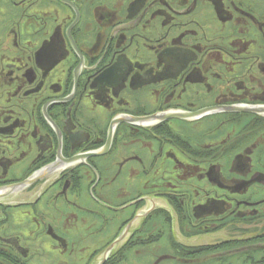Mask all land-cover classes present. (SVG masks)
I'll list each match as a JSON object with an SVG mask.
<instances>
[{
	"label": "flooded vegetation",
	"instance_id": "1",
	"mask_svg": "<svg viewBox=\"0 0 264 264\" xmlns=\"http://www.w3.org/2000/svg\"><path fill=\"white\" fill-rule=\"evenodd\" d=\"M231 1L218 28L216 0H0V190L51 178L25 185L27 206L0 203V264H103L120 234L105 264H202L244 246L241 264H264V124L232 110L264 105V14ZM167 204L192 218L180 231L213 239L207 257L176 254L189 243L165 216L146 222ZM53 224L67 241L48 249Z\"/></svg>",
	"mask_w": 264,
	"mask_h": 264
},
{
	"label": "rangeland",
	"instance_id": "2",
	"mask_svg": "<svg viewBox=\"0 0 264 264\" xmlns=\"http://www.w3.org/2000/svg\"><path fill=\"white\" fill-rule=\"evenodd\" d=\"M202 3V2H201ZM205 4V3H204ZM237 4V3H236ZM259 4H260V8L262 9V12H263V14H264V0H259ZM206 5V4H205ZM226 5H232V7H234V2L233 1H231V0H219V1H217L216 0V2H215V4H214V10L216 11H219L220 13H221V18H215V17H211L210 18V22L212 23V22H216V23H212L213 25H215L216 27H218V28H221V26L218 24L220 21H223V20H225V21H228V13L226 12V10H225V6ZM207 6V5H206ZM208 7V6H207ZM210 14L211 13H209L207 10H204L203 9V7L201 6V5H199L198 6V12H196L195 13V17H197L199 20L200 19H204V18H206V17H208V16H210ZM187 15H189V14H187ZM187 15H185V16H187ZM201 21V20H200ZM209 24V23H208ZM221 24V23H220ZM205 28H206V26L204 25V27H203V29L205 30ZM221 48V47H220ZM218 49V48H217ZM247 113H251L253 116V118H255V117H257V119L258 118H260V119H263L264 120V116L263 115H261V114H259V113H257V112H253V111H247ZM248 115V114H247ZM249 116V115H248ZM168 117H171V116H168ZM168 117H166V118H168ZM257 119H256V121L252 124V125H254L256 122H257ZM259 119V126L261 127L263 124H264V121H261ZM257 130H251L250 132H253V133H255ZM261 137V145L263 144L264 145V135H261L260 136ZM230 152V151H229ZM231 154H232V152H231ZM247 162V163H246ZM246 162L244 163V165L245 166H242V168H241V166L239 165V167H240V169H236L237 171H239L240 173H242V174H244L243 175V177H245V175H249L250 173H245L248 169H249V167H248V160H246ZM226 170L227 171H231V169L230 168H228V166L226 167ZM251 181H249V183H250ZM257 182V181H256ZM207 184V186L209 185V182H207L206 183ZM255 184V183H254ZM214 192V191H213ZM170 207L172 208V210H173V216H172V213H171V211H169L168 209H166L165 210V214H163L162 216H160V217H158V216H150V217H148V215L153 211H150V212H148L147 214H146V217L145 218H147L146 219V222H148V223H156V224H161V222L160 221H162V218L165 216L166 217V220L167 219H169V221H170V223L168 224V227H167V229H170V227H171V225H172V223H173V218H174V225H175V229H176V231L174 230V228H172L170 231H168L167 232V235H168V238L169 239H171L172 237H173V239L174 240H176V239H184V240H188V243H189V245H188V247L186 248V247H178V246H176V248H175V250L177 251L176 252V254H178V255H184V256H190V255H193V258H199V259H201V258H205V257H207V255H209L210 254V252L207 250V249H204V248H202V247H204V246H202V245H204V244H210L211 242H213V239L210 237V236H208V235H206V236H203L202 238L203 239H200V237L199 238H197L196 239V237H194L193 235H192V231H180V227H184V226H186L187 224H189L190 222L192 223V218H191V216H190V218H189V216H188V218H187V216L185 215L186 214V212L183 210L182 211V214L180 213V212H178L175 208H174V206L171 204L170 205ZM187 213H188V211H187ZM170 214V215H169ZM180 215V217H181V219H180V221H178L177 219H178V215ZM186 219V220H185ZM189 220H191L190 222H189ZM172 221V222H171ZM255 223V222H254ZM258 224H259V221L257 222ZM177 224V225H176ZM256 228V226L254 227V229ZM262 228H264V227H262ZM261 228V229H262ZM258 229V228H257ZM264 230V229H263ZM190 236H191V238H193V239H195V241H192V242H190L189 241V238H190ZM214 238H215V236H214ZM221 237H219V238H216V240H218V239H220ZM200 240L201 241H203L202 242V244H198V243H200ZM208 241H211V242H208ZM125 242H123V244H124ZM196 243V244H195ZM122 244V245H123ZM192 244H195V245H192ZM121 245V246H122ZM179 245L180 246H185V243H179ZM110 246V245H109ZM108 246V247H109ZM120 246V247H121ZM108 247H106V248H108ZM119 247V248H120ZM118 248V249H119ZM117 249V250H118ZM248 249H249V247H247V248H245V246L244 247H241V248H238L237 250H236V252L234 253V251H232L231 253H233V254H231L228 258H220V259H216V258H214V259H211V260H209V261H205L206 263H202V264H238L237 263V261L238 260H240V264L242 263V256H241V252H243V251H248ZM117 250H116V252H117ZM184 250H186V251H184ZM187 251H189V252H187ZM116 252H114L111 256H113ZM191 252H193V253H191ZM263 253V252H262ZM146 254H148V252H146ZM108 259V258H107ZM107 259L106 260H104L102 263L103 264H105V262L107 261ZM109 260V259H108ZM160 261H157V264H160L159 263ZM162 264V263H161ZM167 264H172V263H170V262H167ZM174 264H179V263H174Z\"/></svg>",
	"mask_w": 264,
	"mask_h": 264
},
{
	"label": "water",
	"instance_id": "3",
	"mask_svg": "<svg viewBox=\"0 0 264 264\" xmlns=\"http://www.w3.org/2000/svg\"><path fill=\"white\" fill-rule=\"evenodd\" d=\"M237 106L239 108H237V107L236 108H232V110L235 109V110L242 111L244 109H247V110L249 109L250 111L257 112V113H259V114L264 116V105H255V107H252L251 105H248V104H239V105L237 104ZM219 108L220 109H224L225 111H231V109L227 105H219ZM253 108H256V109H253ZM210 110H212V109H210ZM173 113H176V112H173ZM175 115L178 116L177 113L176 114L168 113V114H164L163 118H166L168 116H175ZM110 134L112 135L111 131H110ZM75 159L78 160L79 157H76ZM54 169L58 170V167L56 166V167H54ZM39 173L40 172H38L37 176H34L32 179H27L26 182H24V183L23 182H21V183L16 182V183H12V184L7 185L6 187L2 188L0 190V194L3 193V195L0 196L1 197L0 198V200H1L0 202H2L4 204L5 203L6 204H10V205L22 203V200L20 198V193L22 191L24 192V190L27 189V187L25 185H27V184L28 185L29 184H33L34 185V182H36L37 184H40V183L48 182V181L51 180V178H49V177H46V178L44 177L43 178V176L39 175ZM166 209L171 211L172 216H173V210H172V208H170L169 204H167ZM144 217L145 216L138 214L137 215V220L135 222H133V225L136 226L137 224H140ZM173 224H174V218H173ZM173 228L176 231L175 225H174ZM126 239H127V237L125 236V234H122V235L120 234L114 240V242L105 250V253H104L105 257H104L103 261L106 260L110 255H112L123 244V242ZM119 240H120V242H118ZM114 244H115V247L113 246Z\"/></svg>",
	"mask_w": 264,
	"mask_h": 264
},
{
	"label": "bare ground",
	"instance_id": "4",
	"mask_svg": "<svg viewBox=\"0 0 264 264\" xmlns=\"http://www.w3.org/2000/svg\"><path fill=\"white\" fill-rule=\"evenodd\" d=\"M177 55L178 56H183L182 53H180V52L177 53ZM229 112H232V111H229ZM0 157H1V161L2 162L6 163L8 161V156L4 155L3 153H0ZM61 186H63V184H61ZM108 198H110V197H103V199H101V200H103L102 203H106L107 202L106 199H108ZM59 200L62 201V196H60ZM0 203H2V202H0ZM2 204H4V203H2ZM18 204H20V206H27V203H25V202H24V205L22 203H18ZM18 204H12L11 206H13L14 209H19V206H17ZM62 211H64V210H62ZM60 212H61L60 208H57L55 210L54 214H57L56 215L57 216V219H54V223H58V224H62L63 223L62 225L67 224V225H70L71 226V224L68 222V219H69L68 216L66 217L65 214H64L65 212H63V213H60ZM100 217H101L102 224L105 226V229L111 230L113 228L111 226V221L110 220L106 221L104 219V216H100ZM88 218H90V216H88ZM44 221L47 223V219H45ZM72 222H73V220H72ZM143 222H144V219L142 220V222L140 224H142ZM49 223H51V221ZM60 228H61L60 225L53 224V227H49V230H50L51 233H53L54 230H60ZM94 229H96V231H93V234L94 235H92V233L89 234V235H91L92 238H95V239L98 238L99 239V234L100 235H103V236L105 235V232L102 233V232L98 231L96 227H94ZM67 230H69V231H73L74 230L75 231V229L72 226L71 227H68ZM54 234H55L54 236L50 237V241H47L46 242V243L50 242L49 243L50 246H48V249L56 248L57 245H59L57 242L66 244V241L67 240L66 239H63V238L61 239V237H59V235H58V232H54ZM116 238H117V236H114L112 243L114 242V240ZM37 239L40 240V237H37ZM54 240L57 241V242L55 243ZM101 241H103V240H101ZM76 242L79 243L78 238L76 239ZM112 243H110L108 245H111ZM40 245H43V244L40 243ZM166 258H170V257L169 256H166ZM149 264H153V263H149Z\"/></svg>",
	"mask_w": 264,
	"mask_h": 264
}]
</instances>
